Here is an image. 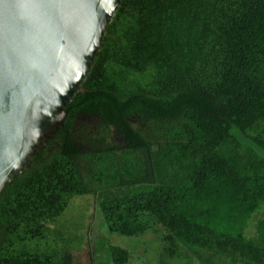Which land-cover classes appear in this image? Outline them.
<instances>
[{"label": "trees", "instance_id": "16d2710c", "mask_svg": "<svg viewBox=\"0 0 264 264\" xmlns=\"http://www.w3.org/2000/svg\"><path fill=\"white\" fill-rule=\"evenodd\" d=\"M65 112L1 190L0 264H72L25 244L76 196L109 233L160 229L158 262L264 264V0H121Z\"/></svg>", "mask_w": 264, "mask_h": 264}, {"label": "water", "instance_id": "95a60500", "mask_svg": "<svg viewBox=\"0 0 264 264\" xmlns=\"http://www.w3.org/2000/svg\"><path fill=\"white\" fill-rule=\"evenodd\" d=\"M121 0H0V193L62 126Z\"/></svg>", "mask_w": 264, "mask_h": 264}, {"label": "rangeland", "instance_id": "374dc122", "mask_svg": "<svg viewBox=\"0 0 264 264\" xmlns=\"http://www.w3.org/2000/svg\"><path fill=\"white\" fill-rule=\"evenodd\" d=\"M263 215L264 202L248 220L245 237H256L254 226ZM160 235L161 231L157 227L151 228L139 238L109 233L100 220L94 197L76 196L68 201L66 208L56 219L45 224L43 239L31 241L25 247L38 254L67 251L72 257V264H111L107 254L109 246L128 253L126 264H183L181 258L158 262Z\"/></svg>", "mask_w": 264, "mask_h": 264}, {"label": "crops", "instance_id": "0c3cea01", "mask_svg": "<svg viewBox=\"0 0 264 264\" xmlns=\"http://www.w3.org/2000/svg\"><path fill=\"white\" fill-rule=\"evenodd\" d=\"M150 237V235L148 236ZM184 262L183 264H196L191 258H185V259H182Z\"/></svg>", "mask_w": 264, "mask_h": 264}]
</instances>
